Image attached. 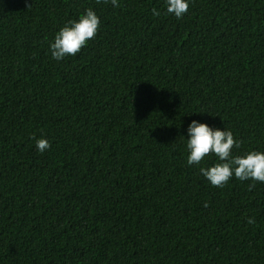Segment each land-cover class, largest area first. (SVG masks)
Here are the masks:
<instances>
[{
    "label": "trees",
    "instance_id": "trees-1",
    "mask_svg": "<svg viewBox=\"0 0 264 264\" xmlns=\"http://www.w3.org/2000/svg\"><path fill=\"white\" fill-rule=\"evenodd\" d=\"M27 2L0 0V264H264V183L214 187L217 156L187 163L193 120L230 130L233 156L264 152V0L182 18L166 0ZM88 8L95 39L53 59Z\"/></svg>",
    "mask_w": 264,
    "mask_h": 264
},
{
    "label": "clouds",
    "instance_id": "clouds-1",
    "mask_svg": "<svg viewBox=\"0 0 264 264\" xmlns=\"http://www.w3.org/2000/svg\"><path fill=\"white\" fill-rule=\"evenodd\" d=\"M28 7L30 3L25 0ZM97 3H108L109 0H96ZM114 7H119L118 0H110ZM167 12L182 18L189 11V0H166ZM153 14L160 13L153 8ZM100 29V18L92 8H88L78 20L69 21L56 34L54 42L51 43L52 58L60 61L66 56L77 55L89 40L95 39ZM187 156L188 165H199L202 160L214 154L218 157V163L210 168H200V172L214 187L223 188L233 175L241 180H252L264 183V152L250 151L244 155L233 156V147H239L230 130L212 127L207 123L193 120L187 129ZM38 150L43 153L51 147L45 138L36 139ZM250 187H254L251 185ZM208 205L205 204V207ZM249 224H254L255 219L249 218Z\"/></svg>",
    "mask_w": 264,
    "mask_h": 264
}]
</instances>
